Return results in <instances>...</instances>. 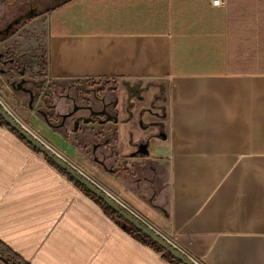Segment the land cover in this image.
Instances as JSON below:
<instances>
[{
  "label": "crops",
  "instance_id": "crops-1",
  "mask_svg": "<svg viewBox=\"0 0 264 264\" xmlns=\"http://www.w3.org/2000/svg\"><path fill=\"white\" fill-rule=\"evenodd\" d=\"M48 1L20 19L40 29L59 86L18 85L21 124L201 264H264V0ZM0 252L172 264L3 126Z\"/></svg>",
  "mask_w": 264,
  "mask_h": 264
},
{
  "label": "rangeland",
  "instance_id": "rangeland-1",
  "mask_svg": "<svg viewBox=\"0 0 264 264\" xmlns=\"http://www.w3.org/2000/svg\"><path fill=\"white\" fill-rule=\"evenodd\" d=\"M39 2L38 7L31 6L30 9L24 3L13 5L0 3V28L16 16L26 15V13L28 16H33L38 12L46 11L49 1L41 0ZM29 23L22 21L16 27V34L13 39L6 43L4 49L2 47V56L7 55L10 57L7 61H10L9 63L13 62V65H9L6 69L4 67L0 68V75H2L0 79V102L21 123H26L22 118L27 116L29 112L28 103L31 96L24 94L20 90L21 87L27 90L30 89L31 94H34V97H36L39 91L41 92L42 90L44 91L59 86L57 84L53 85L54 82L49 81L47 78L46 46L42 41L40 29ZM18 85L20 89H17ZM80 86L84 89L97 90L98 87L106 86V83L83 82ZM24 126L39 138L36 132L29 128V126H26V124ZM39 139L41 140V138Z\"/></svg>",
  "mask_w": 264,
  "mask_h": 264
},
{
  "label": "water",
  "instance_id": "water-1",
  "mask_svg": "<svg viewBox=\"0 0 264 264\" xmlns=\"http://www.w3.org/2000/svg\"><path fill=\"white\" fill-rule=\"evenodd\" d=\"M0 116L4 119L6 124L16 133H18L30 146L35 150L41 152L45 157L51 160L58 168L69 175L74 181L84 186L89 192L94 194L98 199L103 201L110 208L115 210L120 216H122L127 222L139 229L145 236L149 237L159 246H161L167 253L171 254L178 261L183 264H195L190 258L172 246L161 234L149 227L139 218L134 216L126 208L116 202L108 193L100 188L90 178L86 177L68 161H66L57 152H54L45 143L39 140L31 131H29L21 122L10 113L6 107L0 102ZM145 150V148H142ZM5 264H10L6 259L0 256Z\"/></svg>",
  "mask_w": 264,
  "mask_h": 264
},
{
  "label": "trees",
  "instance_id": "trees-1",
  "mask_svg": "<svg viewBox=\"0 0 264 264\" xmlns=\"http://www.w3.org/2000/svg\"><path fill=\"white\" fill-rule=\"evenodd\" d=\"M35 19L33 16L29 17V21H32ZM0 126L6 127L9 130H11L14 134H16L24 143H26L28 146H30L18 133L13 131L4 121V119L0 116ZM35 152L42 154L41 152L35 150L32 146H30ZM50 164L55 167L57 170H59L64 176L69 178L79 189H81L87 196L92 198L94 201H96L103 210L113 219L115 220L120 226H123L125 230L134 236L137 240L143 242L145 245L150 246L151 248L155 249L158 253L162 254V256L172 264H183L182 262L178 261L176 258H174L171 254L167 253L161 246H159L157 243H155L153 240H151L149 237L145 236L139 229L134 227L132 224L127 222L122 216H120L115 210L110 208L108 205H106L103 201L98 199L94 194L89 192L84 186L74 181L69 175H67L64 171H62L60 168H58L51 160H49L47 157H45ZM0 256L4 259H6L10 264H19L16 262L12 257L6 256L5 254H1Z\"/></svg>",
  "mask_w": 264,
  "mask_h": 264
},
{
  "label": "built area",
  "instance_id": "built-area-1",
  "mask_svg": "<svg viewBox=\"0 0 264 264\" xmlns=\"http://www.w3.org/2000/svg\"><path fill=\"white\" fill-rule=\"evenodd\" d=\"M224 4V0H213L212 1V5L215 7H219L222 6ZM82 173V172H81ZM83 174V173H82ZM98 185V184H97ZM99 186V185H98ZM100 187V186H99ZM101 188V187H100ZM103 189V188H102ZM104 190V189H103ZM106 193H108L106 190H104ZM109 194V193H108ZM116 202H118L121 206H123L124 208H126L129 212H131L134 216H136L137 218H139L141 221H143L145 224H147L149 227H151L143 218H141L140 216H138L135 212L131 211L130 209H128L125 205H123L119 200H117L116 198H114L111 194H109ZM152 228V227H151ZM153 229V228H152ZM172 246H174L175 248L178 249V247L176 246L175 242L171 239L165 238ZM179 250V249H178ZM180 251V250H179ZM183 253V252H182ZM184 254V253H183ZM188 258H190L195 264H201L199 261L195 260L194 258H192L191 256L185 254Z\"/></svg>",
  "mask_w": 264,
  "mask_h": 264
},
{
  "label": "flooded vegetation",
  "instance_id": "flooded-vegetation-1",
  "mask_svg": "<svg viewBox=\"0 0 264 264\" xmlns=\"http://www.w3.org/2000/svg\"><path fill=\"white\" fill-rule=\"evenodd\" d=\"M22 21L23 19L21 20L20 16H16L11 22L0 28V40L14 36L16 27L21 24Z\"/></svg>",
  "mask_w": 264,
  "mask_h": 264
}]
</instances>
